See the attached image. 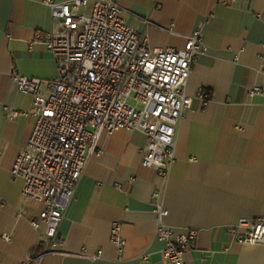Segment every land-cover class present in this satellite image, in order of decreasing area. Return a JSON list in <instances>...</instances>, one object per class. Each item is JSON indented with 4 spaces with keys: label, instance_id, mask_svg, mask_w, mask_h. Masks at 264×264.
I'll return each mask as SVG.
<instances>
[{
    "label": "crops",
    "instance_id": "obj_1",
    "mask_svg": "<svg viewBox=\"0 0 264 264\" xmlns=\"http://www.w3.org/2000/svg\"><path fill=\"white\" fill-rule=\"evenodd\" d=\"M44 1L0 0V264H24L39 253L29 221L42 206L23 197L22 181L11 174L35 119H10L5 107L32 108L33 96L21 93L15 75L42 79L44 94L58 76L46 46H30L40 32L61 31ZM230 1L120 0L126 25L153 48L182 49L204 25L207 53L187 87L194 101L177 128L167 186L156 168L142 165L144 133L102 136L60 226L62 252L42 264H169L165 243L155 236L158 190H165L166 223L176 232H197L187 264H264V244H240L231 231L241 219L264 220V96L248 94L264 84V0ZM202 92L208 99L198 98ZM114 222L122 225V252L110 241Z\"/></svg>",
    "mask_w": 264,
    "mask_h": 264
},
{
    "label": "built area",
    "instance_id": "obj_2",
    "mask_svg": "<svg viewBox=\"0 0 264 264\" xmlns=\"http://www.w3.org/2000/svg\"><path fill=\"white\" fill-rule=\"evenodd\" d=\"M44 3L61 24V31L40 32L30 46H46L58 76L47 82L48 93L44 94L42 79L15 75L21 93L33 96L32 108L5 107L10 119H35L28 146L11 169L12 176L22 181L23 197L42 206L38 217L29 221L40 250L24 264H42L45 257L62 252L60 226L104 134L119 130L144 133L148 148L142 165L156 168L167 186L176 160L177 128L194 101L187 92L190 75L207 53L203 24L186 38L182 49L153 48L126 25L120 0ZM89 6L88 13L79 12ZM260 73L264 74V60ZM248 94L264 96V84L249 88ZM198 98L205 100L208 95L202 92ZM153 198L155 236L165 243L164 259L169 264H187L185 255L197 232H176L166 223L165 190L156 191ZM231 231L240 244H264L263 219H241ZM4 239L9 240V235ZM110 241L123 251L120 222L112 224ZM102 254L99 251L93 258Z\"/></svg>",
    "mask_w": 264,
    "mask_h": 264
},
{
    "label": "trees",
    "instance_id": "obj_3",
    "mask_svg": "<svg viewBox=\"0 0 264 264\" xmlns=\"http://www.w3.org/2000/svg\"><path fill=\"white\" fill-rule=\"evenodd\" d=\"M40 250V249H39Z\"/></svg>",
    "mask_w": 264,
    "mask_h": 264
}]
</instances>
